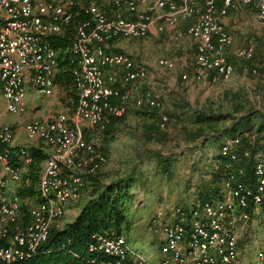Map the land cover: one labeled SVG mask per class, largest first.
I'll return each mask as SVG.
<instances>
[{
    "label": "built area",
    "instance_id": "obj_1",
    "mask_svg": "<svg viewBox=\"0 0 264 264\" xmlns=\"http://www.w3.org/2000/svg\"><path fill=\"white\" fill-rule=\"evenodd\" d=\"M245 5L257 9L264 24V0L81 3L80 9L89 16L79 24L72 44L80 93L75 115L58 111L47 118L34 117L23 129L28 140L53 148L38 183V201L30 204V219L24 225L23 198L9 189L23 180L33 155L27 143H17L18 123L4 116L27 113L30 94L43 99L56 92L59 58L49 38L63 31L77 11L75 0H0V264L35 255L51 229L61 226L69 204L81 198L86 177L108 162L107 152L91 136L127 113L135 83L149 74L132 54L116 49V41L145 37L189 21L177 37L186 34L196 42L192 74L198 81L216 84L236 69L229 54L235 36L222 17ZM249 42L237 54L254 60L255 46ZM158 62L175 67L169 57H160ZM260 65L264 66V59ZM252 70L257 73L258 65ZM189 77L183 73L184 79ZM136 104L164 108L163 100L151 90L138 95ZM83 120L89 122L88 129L82 126ZM168 121L169 116L162 113L160 126L165 128ZM238 141L228 139L222 148L232 161L240 159ZM244 155L251 156L250 151ZM252 159L255 185L244 181L242 167L225 178L220 197L173 208L172 217L161 226L164 241L159 255L154 254L156 260L135 249L123 233L106 232L94 236L89 246L92 256L74 264H242L239 221L251 220L264 201V145ZM245 264H264V248L258 249L256 262Z\"/></svg>",
    "mask_w": 264,
    "mask_h": 264
},
{
    "label": "rangeland",
    "instance_id": "obj_2",
    "mask_svg": "<svg viewBox=\"0 0 264 264\" xmlns=\"http://www.w3.org/2000/svg\"><path fill=\"white\" fill-rule=\"evenodd\" d=\"M243 14V8L231 9L229 13L237 18L239 24L233 33L235 43L229 50L236 69L230 78L216 84L208 81L182 82L183 72L192 73L196 56L194 39L186 34L177 37L178 33L184 32L189 21H183L158 34L123 38L115 43L116 49L132 54L156 79L164 81V84H160L161 91L158 89L164 97V108L148 114L133 109L123 119L116 120L111 134L100 131L92 134L91 138L108 154V162L95 174L106 182L132 177L134 202L125 204L132 226L122 233L135 249L154 260V254L159 255L164 241L161 226L166 222L164 213L168 203L180 201L184 195L189 198L196 184L203 181L197 152L189 150L181 155V151L200 142L201 137L195 135L202 125L197 120L198 115H220L222 120L218 126L226 127H231L238 120L246 121V117L251 116L252 122L256 123L255 132L250 136L251 143H264V131L256 132V126L264 123V66L260 65L264 59V24L258 18L257 9ZM250 40L255 46L254 60L244 59L237 54L238 49L249 44ZM160 57L172 58L175 67H162L158 62ZM254 65H258L257 73L252 70ZM172 77L175 81L170 82ZM31 98L35 97L31 94ZM41 101L45 114L34 116V109L33 112L18 115L15 122L19 129H24L26 123L34 117L41 118L47 113L50 116L61 111L71 117L75 115V108L71 107L72 97L59 85L53 95ZM161 113H166L171 119L166 128L160 126ZM16 116L7 113L4 118L13 121ZM82 126L88 129L89 122L83 120ZM27 140L26 145L31 150L33 144L42 149L49 148L41 141L37 143ZM223 142L222 136L216 140L218 151ZM87 185L86 181L84 196L71 207L78 210L88 199L90 189ZM38 197V192L23 197V204L29 208L31 203L38 201ZM74 216L65 214L60 221L61 226ZM238 233L241 263L256 262L258 249L264 248V211L260 205L251 220L239 221Z\"/></svg>",
    "mask_w": 264,
    "mask_h": 264
},
{
    "label": "trees",
    "instance_id": "obj_3",
    "mask_svg": "<svg viewBox=\"0 0 264 264\" xmlns=\"http://www.w3.org/2000/svg\"><path fill=\"white\" fill-rule=\"evenodd\" d=\"M87 1L75 0L77 13L74 19L63 31L53 34L49 38L52 46L58 51L57 85L72 97L71 107L73 109L76 108L80 93L74 76L78 62L72 51V44L76 38L79 24L89 16L83 9H80L81 3ZM123 117L112 119L104 133L111 134L114 131L116 120L123 119ZM246 118V121L238 120L231 127H226L225 125L218 126L222 120L220 115H214V117L207 114L198 115L197 120L202 125L195 132L196 136H203L204 138L213 136L218 139L229 134V137L219 147V154L216 156L217 166L211 171L210 178L201 184L202 197L204 198L202 201L220 197L225 178L232 172L238 173L242 167L245 168V175H242L244 181L252 185L256 184L252 155L263 147L264 143H251L250 136L253 135L252 132H255L256 123L252 122L251 116ZM263 131L264 123L256 126V132ZM228 139H239L236 145V150L240 154L238 161H232L230 155H225L222 152V148ZM246 150L250 151L251 156L244 155ZM31 152L33 161L25 173V177L29 181H25V186L20 192L22 198L33 196L38 192L37 185L41 177L42 163L47 158V154L39 149L34 150L32 148ZM86 181L90 195L82 203L80 212L73 220L68 221L63 226L53 227L48 239L35 255L8 264H74L84 262L92 256L89 246L96 234L106 232L122 234L123 230L131 228L132 222L125 204L126 202H134V193L131 189L132 177L106 182L93 174L86 177ZM261 207L264 211V201ZM22 208L25 211L28 209L25 204ZM24 221H28V216L24 217Z\"/></svg>",
    "mask_w": 264,
    "mask_h": 264
},
{
    "label": "crops",
    "instance_id": "obj_4",
    "mask_svg": "<svg viewBox=\"0 0 264 264\" xmlns=\"http://www.w3.org/2000/svg\"><path fill=\"white\" fill-rule=\"evenodd\" d=\"M243 9H244V14L243 15H245V14H247V12H250L252 9H255V8L252 7V6H249V5H245L243 7ZM222 19H223L224 23L226 24V26L230 30H232L233 33H234V30H236L238 25H239V24H237V18L234 17V15H229L228 14V15L222 17ZM154 34H158V33H154ZM183 73H185V72H183ZM183 73H182V80H183L182 82L183 83L184 82L185 83H189L191 81L198 82V83L207 82L206 80H204V81L196 80L192 73L190 74V77L188 79H184L183 78ZM172 81H175V79L173 77L170 79V82H172ZM160 84H164V81L162 79H156L155 76L153 75V73H150V72H149L148 76L145 79L137 81L135 83V85H134L133 96H132V98H131V100L129 102V108H128L127 112L129 113L131 110L135 109L137 111H140L141 113L148 114V112H153L155 110H159L158 108L150 107L147 104H145L143 106H138L136 104V97L138 95H140V94L145 93L148 90H151L155 95L159 96L161 99H164V97L161 96L160 92L158 91V89L161 91V89H160L161 85ZM41 100L42 99L31 98V94H30L28 96V99H27L28 104H29L28 112H30V111L33 112V110L35 109V115L34 116H36L38 114H41V115L45 114L44 105H43V102ZM49 114L50 113H47V115L41 116V118H47V117H49ZM161 115H162V113H161ZM161 115H160V120H161ZM17 118H18V115L13 119V121L17 120ZM170 120L171 119L169 118L168 124H169ZM197 137H201L200 142L196 146L191 147L190 149H186L184 151H181L182 152L181 155H184V153L186 151H189V150L197 152L196 154H198V157H197L198 161L201 162V166L199 167V169H201L203 171L201 173L203 181H200L199 183L196 184L195 191H194L193 195H191L189 198L184 195V196L181 197L180 201L169 202L168 203L167 209L165 210V213H164V216H165L166 220H168V219H170L172 217V211H173V208L175 206H178V205H194V204H197L199 201H202L204 199L202 197L203 193H202L201 184L205 180H208L210 178L211 171L217 166L216 156H218V154H219V151H218L217 146H216L217 137H213V136H211L209 138H204L203 136H197ZM227 137H229V134L222 136V138L224 140ZM26 140L27 139L25 137L24 130L20 129L18 131V134H17V143H26ZM32 148H34V150L35 149L42 150L43 152H45L47 154V157L50 154V152L53 150V148H51V147H49V149H42V147H39V146H37L35 144L32 145ZM26 172L27 171H25L24 174H23V180L21 182L14 183V185L9 189V192L16 191V192H18L20 194L21 190L25 186V181L27 180V178L25 177V173ZM25 178H26V180H24ZM84 192H85V189L83 191V194H82L81 198L84 196ZM166 200H169V199L167 198ZM75 203L76 202H72V203L69 204L68 209L66 211V215L67 214H75V216H76L80 212L81 207L78 210L73 208V207H71V206L75 205ZM159 213L161 214L162 212H159ZM23 216L24 217L28 216V221H29V219H30L29 208L26 211L23 208ZM71 220H73V219H69V221H71ZM28 221H23V224L25 225Z\"/></svg>",
    "mask_w": 264,
    "mask_h": 264
}]
</instances>
